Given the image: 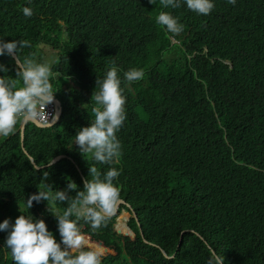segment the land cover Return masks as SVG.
I'll return each mask as SVG.
<instances>
[{
  "label": "trees",
  "instance_id": "1",
  "mask_svg": "<svg viewBox=\"0 0 264 264\" xmlns=\"http://www.w3.org/2000/svg\"><path fill=\"white\" fill-rule=\"evenodd\" d=\"M213 3L204 16L184 0L176 9L159 0H0V40L29 42L18 50L21 60L37 61L42 47L57 52L51 83L63 107L53 128L25 126L27 154L20 123L0 139V223L14 208L34 219L47 213L46 201L26 206L45 172L53 191L66 190L69 181L82 190L89 167L102 176L115 167L120 200L131 209L121 205L89 235L116 240L110 227L125 211L135 239L102 264H209L212 253L225 264H264V0ZM161 11L184 31L174 36L158 25ZM113 64L126 97L117 133L122 155L100 164L79 152L75 136L93 122L96 81ZM0 65L16 78L13 57L0 56ZM133 68L144 70L143 79H125ZM60 155L67 158L47 168ZM29 158L46 169L35 170ZM49 207L60 214L67 204ZM138 224L154 246L144 243ZM53 230L59 243L58 226ZM7 235L0 231V264H14Z\"/></svg>",
  "mask_w": 264,
  "mask_h": 264
},
{
  "label": "clouds",
  "instance_id": "2",
  "mask_svg": "<svg viewBox=\"0 0 264 264\" xmlns=\"http://www.w3.org/2000/svg\"><path fill=\"white\" fill-rule=\"evenodd\" d=\"M159 2L165 8L181 7V0ZM228 2L235 5L236 0ZM149 3L154 4L155 0H149ZM184 3L192 12L204 16L215 7L213 0H184ZM23 14L31 17L32 9L24 7ZM156 23L174 36L181 34L185 27L167 11L158 14ZM27 46L29 42L24 40H0V56H15L18 62L16 78L8 76V69L0 65V72L5 73L0 76V136L12 134L19 123L33 122L52 127L59 118L58 113L46 111L54 99L58 100L51 83L52 68L48 63H38L30 57L21 60L18 50ZM118 72V67L113 64L103 79H97L92 95L94 120L75 136L79 152L90 155L100 164L118 163L122 155L117 133L126 120V97L120 87ZM144 75L143 69L135 68L124 74L128 82L139 81ZM119 175L115 167L102 176L98 168L92 166L89 167L91 179L84 180L82 190L69 181L66 190L53 191V186L44 182L48 178L45 172L37 194L28 197L26 206L31 209L33 202L39 204L42 201H46L48 207L57 202L66 203L62 213L55 216L61 241L58 243L55 239L52 227L50 232L43 219H34L31 214H21L14 224L5 219L0 223V231L8 233L5 249L9 250L14 264H102L104 249L91 245L79 224L84 221L96 231L115 214L120 201L121 189L116 182ZM70 192H75V196ZM209 264H225V258L221 253L210 255Z\"/></svg>",
  "mask_w": 264,
  "mask_h": 264
},
{
  "label": "water",
  "instance_id": "3",
  "mask_svg": "<svg viewBox=\"0 0 264 264\" xmlns=\"http://www.w3.org/2000/svg\"><path fill=\"white\" fill-rule=\"evenodd\" d=\"M12 57L15 59L16 64L18 65V62H17L16 57H15V56H12ZM54 100H55V103H56L57 106H58V117H59V118H58V120L55 122V124H53L52 127H42V126L38 125L37 123H33V122H23V123H20L19 128H18V131H19V134H20L21 147H22L23 151H24V147H23L22 144H23V138H24L25 126H26L27 124H32V125H34L36 128L41 129V130H44V129H50V128H53L54 126H56V125L60 122L61 117H62V113H63V107H62V104H61V102H60L59 100H56V99H54ZM24 153L27 154L26 151H24ZM65 158H67V156H65V155H60V156L56 157V158L53 160L54 162H53L52 164H50L47 168H49V167H51V166L57 164L58 161H60V160H62V159H65ZM29 160L31 161V164H32V166L34 167L35 170L40 171V170H44V169H46V168H44V167L39 168V167L35 166V164L33 163L32 158H29ZM83 180H84V179H83ZM123 204H124V205H127V207L131 209V206H130V205L126 204L125 201L120 200V201H119V204H118V206H117V209H116V211H115V214L112 215L111 217L117 216V214H118V210H119L120 206L123 205ZM134 216L136 217L135 214H134ZM117 225H118V224H116V225H112L110 228H111V229H115L119 235L130 236V237H131L130 240H128V241H124L123 239H119V240L116 241V240H107L106 238H104V239L100 238V239H98L97 241H95L94 239H92V237H91L90 235H86V236L88 237V241H89V243H90L91 245H96V246H100L101 248H103V249H104V252H105V256L110 255V254H111V255L115 254V253L117 252V249H120L121 247L130 244L131 241L135 239V234L131 231V229H130L129 227H126V228H124V229L122 230V229H120ZM56 226H58V222L56 223ZM138 227H139V232H140L141 238L143 239L144 243H146V244H148V245H151V246H154L153 244H150V243H148L146 240H144V238H143V234L141 233V230H140V226H139V224H138ZM50 232H52V228H51V231H50ZM186 232H187V231L183 232V234L186 233ZM199 237H200V236H199ZM200 238H201V237H200ZM182 239H183V238L181 237V239H180V244L182 243ZM201 239H202V238H201ZM106 241H108V242H106ZM162 253H163V255H164V257H165L166 259H168V260H172V259H174V257L169 258L164 252H162ZM212 254L214 255V253H212ZM102 263H103V261H102Z\"/></svg>",
  "mask_w": 264,
  "mask_h": 264
},
{
  "label": "rangeland",
  "instance_id": "4",
  "mask_svg": "<svg viewBox=\"0 0 264 264\" xmlns=\"http://www.w3.org/2000/svg\"><path fill=\"white\" fill-rule=\"evenodd\" d=\"M38 50H39V52L37 54L38 63H48L51 66L53 64V62L55 61V59L58 58L57 52L56 51H52L51 49H49L47 47H42V48H39ZM51 80H52V78H51ZM2 137L3 136H1L0 139ZM46 211H47L46 214H42L41 213L40 215H36L35 217H37L39 219H43L47 226L51 225V227L53 226V229H55V226L50 223V220H52V222L53 221L57 222V219H56L55 216L58 213L56 212V210L54 208H51V211H50L49 207H47ZM21 214H23L21 209L14 208L12 213L8 214L5 218L6 219H10L11 223L14 224L15 219L18 218ZM118 218H119V220H118L119 223H118L117 226L120 229L123 230L124 228L128 227L127 221L130 218V215L127 212L123 211L122 214ZM81 229H82L81 231L84 232L85 235H89V233H91V226L88 223H84L81 226ZM130 238H131L130 236L119 235L118 238L116 239V241L119 240V239H123L124 241H128V240H130ZM113 255L116 256L117 253H115ZM104 257H105V255H104Z\"/></svg>",
  "mask_w": 264,
  "mask_h": 264
},
{
  "label": "built area",
  "instance_id": "5",
  "mask_svg": "<svg viewBox=\"0 0 264 264\" xmlns=\"http://www.w3.org/2000/svg\"><path fill=\"white\" fill-rule=\"evenodd\" d=\"M46 111H48V112H50V113H58V106H57V104L55 103V100H54V102H53L52 104H50V105L47 107ZM37 124H38V123H37ZM38 125H40V124H38Z\"/></svg>",
  "mask_w": 264,
  "mask_h": 264
},
{
  "label": "flooded vegetation",
  "instance_id": "6",
  "mask_svg": "<svg viewBox=\"0 0 264 264\" xmlns=\"http://www.w3.org/2000/svg\"><path fill=\"white\" fill-rule=\"evenodd\" d=\"M49 231H51V227H50Z\"/></svg>",
  "mask_w": 264,
  "mask_h": 264
}]
</instances>
